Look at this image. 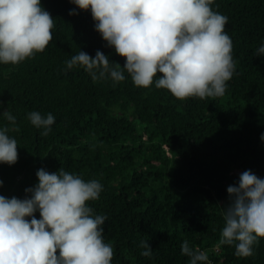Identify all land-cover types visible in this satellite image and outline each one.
<instances>
[{
    "label": "trees",
    "instance_id": "obj_1",
    "mask_svg": "<svg viewBox=\"0 0 264 264\" xmlns=\"http://www.w3.org/2000/svg\"><path fill=\"white\" fill-rule=\"evenodd\" d=\"M41 4L54 19L49 45L19 64H0V112L10 110L19 128L8 133L18 160L0 164V195L30 197L25 189L38 169L63 168L103 185L89 206L106 217L112 264H188L184 240L210 264H264V238L247 258L219 244L227 187L246 170L264 178V56L255 55L264 43V0H215L213 9L228 17L235 73L222 97L183 101L154 84L134 86L126 72L113 85L93 83L80 68L66 71L80 50L93 57L100 50L121 67L125 58L106 46L90 11L70 0ZM31 111L55 116L46 137L27 120ZM8 124L0 116V126ZM141 240L151 259L140 254Z\"/></svg>",
    "mask_w": 264,
    "mask_h": 264
},
{
    "label": "clouds",
    "instance_id": "obj_2",
    "mask_svg": "<svg viewBox=\"0 0 264 264\" xmlns=\"http://www.w3.org/2000/svg\"><path fill=\"white\" fill-rule=\"evenodd\" d=\"M70 3L91 12L95 30L125 63L121 67L110 62L100 50L94 57L80 50L65 61L66 71L80 68L93 83L110 80L113 85L124 81L126 72L134 86L154 84L181 101L225 95L236 65L225 31L228 17L213 9L215 0ZM75 14L76 9L69 12ZM54 27L41 0H0V64L16 65L43 52L53 39ZM255 55L264 56V43ZM0 116L9 122L0 126V164L11 166L18 160V143L8 133L19 128L10 110ZM26 118L45 137L56 119L52 113L39 111L29 112ZM260 140L264 141V132ZM36 177L37 183L25 189L30 197L0 195V264H112L113 247L102 235L106 217L94 214L89 206L99 199L103 185L63 168L54 172L40 168ZM227 193L219 244L234 246L236 257L247 258L264 238V178L246 170L237 185L227 187ZM139 247L142 256L152 258L147 240H141ZM180 251L188 264H210L207 252L187 240Z\"/></svg>",
    "mask_w": 264,
    "mask_h": 264
}]
</instances>
